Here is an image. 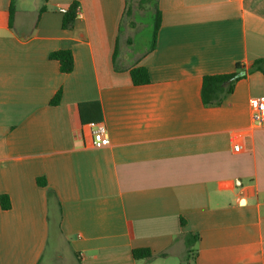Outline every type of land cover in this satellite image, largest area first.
<instances>
[{"label": "crops", "instance_id": "crops-1", "mask_svg": "<svg viewBox=\"0 0 264 264\" xmlns=\"http://www.w3.org/2000/svg\"><path fill=\"white\" fill-rule=\"evenodd\" d=\"M76 2L82 17L64 29ZM132 3L0 0V196L11 203L0 204V264L166 262L186 257L187 233L200 237L194 264H264V124L250 105H264V75L250 72L264 59V0L150 2L161 27L139 54ZM67 49L71 74L49 59ZM237 64L247 77L204 106L203 78ZM137 66L150 84H133ZM99 122L111 144L94 149L82 132Z\"/></svg>", "mask_w": 264, "mask_h": 264}, {"label": "trees", "instance_id": "trees-1", "mask_svg": "<svg viewBox=\"0 0 264 264\" xmlns=\"http://www.w3.org/2000/svg\"><path fill=\"white\" fill-rule=\"evenodd\" d=\"M47 1V0H45ZM129 0H127L128 2ZM145 2H152V0H145ZM79 5L78 3H73L67 13L64 15L63 19V28L64 29H72L74 23L77 19ZM42 8L41 11H43ZM127 13H130L128 10ZM15 17V7L12 4L10 7V20L9 24L12 27ZM162 22V14L159 8L156 6L153 18V38L152 45L150 47V51L156 48L158 33L161 27ZM50 60H54L59 63L60 72L63 74H71L74 71L75 63L74 57L71 50H59L53 52L49 56ZM250 72H260L264 75V59H260L254 62ZM132 82L136 86L147 85L151 83L149 72L147 68L143 66H137L133 68L130 72ZM248 73L243 69L242 65H236V71L230 74L223 75H208L203 78L202 83V101L204 106L206 107H219L221 106L226 99L233 93L235 89V85L246 78ZM62 100V90L60 89L55 96L52 98L50 105L58 106ZM38 183L43 187H46L47 184L45 179H39ZM48 199L50 202L56 201L57 197L55 192H48ZM0 204L4 210H9L11 208V203L9 197L6 195L0 196ZM60 209V203H58ZM182 226H185L184 220H182ZM200 237L195 233H187L185 235V244L187 255L195 257L196 249L195 245L199 242ZM133 257L135 260H150L153 258V254L150 249H135L133 250Z\"/></svg>", "mask_w": 264, "mask_h": 264}, {"label": "rangeland", "instance_id": "rangeland-1", "mask_svg": "<svg viewBox=\"0 0 264 264\" xmlns=\"http://www.w3.org/2000/svg\"><path fill=\"white\" fill-rule=\"evenodd\" d=\"M156 0H152V5H155ZM150 2H145V0H133L132 11L136 13V17L131 18L135 22L136 30L133 36V52L139 54L150 49L152 45L153 38V18L154 13L149 11ZM128 20H126L127 23ZM125 23L123 28L124 31L128 29V25ZM193 257L186 255V257H177L175 260L166 261L157 260L150 264H194Z\"/></svg>", "mask_w": 264, "mask_h": 264}, {"label": "built area", "instance_id": "built-area-1", "mask_svg": "<svg viewBox=\"0 0 264 264\" xmlns=\"http://www.w3.org/2000/svg\"><path fill=\"white\" fill-rule=\"evenodd\" d=\"M67 9H62L61 12L66 14ZM77 17L81 18L82 15L77 12ZM250 105L253 109V119L256 125L262 126L264 124V105L263 102L259 99H252L250 102ZM88 133L82 132V138L83 135L85 136L86 146L88 145L91 148L94 149H103L108 146H110V136L108 129L106 125L102 122L99 123H91L90 125L86 126ZM234 151L240 152L241 151V145L236 144L234 145Z\"/></svg>", "mask_w": 264, "mask_h": 264}]
</instances>
